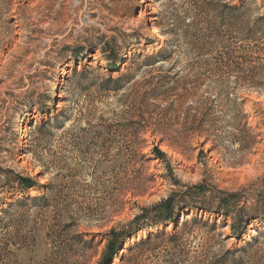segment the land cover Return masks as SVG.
Here are the masks:
<instances>
[{
  "label": "rangeland",
  "instance_id": "rangeland-1",
  "mask_svg": "<svg viewBox=\"0 0 264 264\" xmlns=\"http://www.w3.org/2000/svg\"><path fill=\"white\" fill-rule=\"evenodd\" d=\"M190 4L191 0H0L1 206L8 209L22 197L13 182L15 176L55 186V208L25 211L27 227H38L34 246L18 250L10 245L3 251L8 241L18 239L13 226L0 232V261L46 264L55 247H64L48 240L50 225L53 235L63 236L67 243L89 234L82 240L95 241L97 249L87 253L92 257L89 264H96L109 230L173 195L189 190L199 193L194 187L207 192L194 198L197 203L216 205L212 197L226 192L237 194L241 206L260 205L264 199V134L260 131L264 127H258L256 118L264 119V90L242 87L227 95L200 90L174 106L177 96L165 103L150 101L143 109L154 119L166 110L167 134L135 133L138 119L129 110L140 107L139 101L134 103L136 97L161 78H171L175 72H182L184 78L196 69L191 59L154 67L137 60L138 55L153 54L176 40L161 32L173 29L172 16H182ZM103 43L127 48L122 56L131 58L113 73L132 77L118 95L99 88L112 74L101 52ZM194 78L187 77L190 87L195 86ZM227 85L233 89L232 80ZM203 103L209 109L206 125L194 133L191 129L201 122ZM178 107L179 120L174 113ZM248 111L253 114L249 116ZM250 126L257 134L248 131ZM206 137L210 138L207 143ZM153 145L167 154L172 172L159 161H149ZM29 194L41 195L32 189ZM24 215L14 218L20 221ZM198 215L213 219L203 211ZM263 226L259 222L250 226L245 239ZM191 233L198 243L207 238L198 228ZM69 244L70 256L63 260L83 262L82 246Z\"/></svg>",
  "mask_w": 264,
  "mask_h": 264
},
{
  "label": "trees",
  "instance_id": "trees-1",
  "mask_svg": "<svg viewBox=\"0 0 264 264\" xmlns=\"http://www.w3.org/2000/svg\"><path fill=\"white\" fill-rule=\"evenodd\" d=\"M190 5L191 8L182 16H172L173 29L161 32L164 36H175L176 40L166 42L153 54L137 56V60H142L145 67L167 64L177 59H191L196 67L184 78L181 77L182 72L173 73L171 78H161L160 82L150 86L141 97H136L134 103L139 101L140 107L133 106L129 112H133L138 119L134 124L137 136L148 132H151L152 136L167 134L164 125L166 110L158 112V117L154 119L150 112L146 113L143 109L145 105H149L147 102L165 103L177 96L172 103L174 106L184 97L200 90L207 93L218 91L217 95H227L230 90L242 87L256 91L264 90V0L262 4L259 0H191ZM102 45L101 52L105 55L112 74L99 88L102 92L118 95L126 90L132 77H114L113 73L121 70L120 66H124L131 58L129 55L122 56L127 48L109 43ZM189 75L195 77L194 87H190V80L187 79ZM230 80L233 81V89L227 85ZM202 108L204 111L201 122L191 129L194 133L202 132L206 125L209 109L205 103ZM253 109L257 115L258 109ZM174 113H177L176 119L179 120V107ZM256 122L258 127H264V119L256 118ZM248 131L256 133L251 126ZM209 140V137L205 138L206 143ZM164 141L165 139L162 142ZM151 156L149 161H159L167 166L168 172H172L168 164L169 158L159 146L153 145ZM142 158H146L145 155H142ZM13 182L22 197L9 204L8 209L1 206L4 199H0V232L8 231L14 226L18 239L8 241L3 251L10 245L18 247V250H29L34 246L32 244L35 243L34 237L38 227H27L29 220L25 218V211H46L55 208V186L46 187L37 183V180L20 176H15ZM31 189L41 195L31 197ZM44 189L46 193L42 195ZM194 189L199 193L193 194L189 190L173 195L150 208L142 209L140 215L126 224L109 230L104 235L105 247L96 264H264V226L262 230L256 227V235L245 239L249 235L250 226L254 227L256 222L264 225V199H260L257 208H250L246 203L241 206L237 194L219 192L217 196L212 197L216 205L209 206L206 203H197L194 199L199 195H206L207 192L201 187ZM198 211L209 213L213 219L199 217ZM20 213L25 215L20 221H16L14 216ZM168 227L171 228L167 230ZM48 228V240L54 245L58 241L59 245L63 244L64 247H55L46 264L91 262L92 257L88 253L96 250L97 245L94 240H82L83 237H89V234L77 235L69 241L82 246L83 262H68L63 260V256H70L69 250L72 246L62 240L63 236L53 235L50 225ZM197 228L207 236L199 243L197 236L189 234ZM225 228H228L229 232H225ZM22 231H25L24 235ZM140 233L145 235L139 236ZM231 239L235 242L232 243ZM79 254L78 252L77 255ZM0 264L6 263L0 261Z\"/></svg>",
  "mask_w": 264,
  "mask_h": 264
},
{
  "label": "bare ground",
  "instance_id": "bare-ground-1",
  "mask_svg": "<svg viewBox=\"0 0 264 264\" xmlns=\"http://www.w3.org/2000/svg\"><path fill=\"white\" fill-rule=\"evenodd\" d=\"M247 114H248L249 116H251L253 113H252V111H248ZM253 126H255V124H253ZM260 133H261V134H264V130H261Z\"/></svg>",
  "mask_w": 264,
  "mask_h": 264
}]
</instances>
